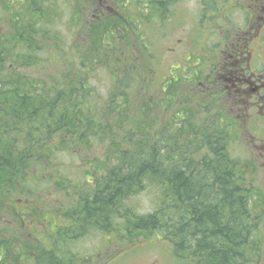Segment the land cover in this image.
Segmentation results:
<instances>
[{"label": "trees", "instance_id": "trees-1", "mask_svg": "<svg viewBox=\"0 0 264 264\" xmlns=\"http://www.w3.org/2000/svg\"><path fill=\"white\" fill-rule=\"evenodd\" d=\"M56 1L1 2L0 19L12 27L0 35L2 207L32 189L27 178L67 194L76 182L59 157L70 154L86 159L84 180L92 185L75 190L74 211L82 217L75 228L129 238L159 231L185 264H258L262 207L253 200L260 188L244 182V161L240 167L231 149L228 98L196 80L191 62L159 74L160 55L143 33L136 39L129 33L136 22L161 26L169 0H161L164 9L158 0H142L143 12L132 20L125 0H71L79 33L70 47L52 30L61 11ZM101 83L109 86L102 91ZM147 188L154 207L141 212L130 201ZM39 204L34 215L44 212ZM24 212L12 210L18 221ZM49 234L55 243L61 238L58 229Z\"/></svg>", "mask_w": 264, "mask_h": 264}, {"label": "rangeland", "instance_id": "rangeland-1", "mask_svg": "<svg viewBox=\"0 0 264 264\" xmlns=\"http://www.w3.org/2000/svg\"><path fill=\"white\" fill-rule=\"evenodd\" d=\"M99 1L102 2L103 0ZM125 1L128 4L125 12L126 17L131 20L138 19L143 12L142 0ZM132 1H139L140 8L137 4L130 5ZM150 1L143 0V3ZM1 2L2 0H0V17ZM158 2L163 8L161 0ZM219 2L221 3L222 0ZM24 3L25 1L22 3L17 1L18 6H23ZM56 3L58 4L57 10L59 6L61 11H57V19L53 21L52 30L62 36L60 42L63 47H70L75 36L77 37L76 33H79L78 25L73 21L70 13L73 10L70 5L71 0H57ZM104 4L107 5V2ZM109 6L117 14L124 12L123 9L117 7L115 9L116 5L113 3H110ZM167 12L168 14L164 19L165 26L162 29H159L155 22L152 25L146 22L142 23L141 27L139 26L140 22H136L135 24L139 27H134L133 24V29L131 28L129 33L134 39H136V35L143 33L146 37L145 42L150 44L155 55L157 53L160 55L162 61L158 65H161V68L159 69L157 66L159 74L169 72V69L178 63H184V67H187L190 62L192 63V70L190 71L194 72L195 69H198L194 65L197 58L204 55L209 62L212 53L210 49H214L215 52L216 48L213 43L217 36L222 33L220 30L213 31V27L222 24L223 20L227 18L221 16L212 20L211 17L204 16L201 12L200 0H169ZM162 13L157 10L155 16L161 17ZM230 17L231 19L225 22L227 27H234L235 24L241 25L244 22L243 16L237 12H234ZM161 21H163L162 17ZM41 24L44 26L46 21L41 22ZM10 30L12 31V27L7 20L0 19V35L4 37L10 33ZM226 35L227 33H224V37ZM10 38L13 37L10 36ZM143 54L140 53V55ZM204 70L205 72L208 71V69ZM198 72L202 74L201 71ZM108 86L104 83L100 84L102 91ZM241 130L245 131V134H240L237 127L231 128L230 146H232L234 155L239 158L240 167L244 161L242 166L248 178L244 182L246 184L248 181L254 182L260 188L257 192L258 196L253 201L256 202L257 206L262 207L259 212L260 216L262 215V221L259 222L261 229H259L258 234L262 236L263 245L261 244L260 258L258 254L257 259L259 260L258 264H264V157L258 155L260 160L255 159L256 153L250 151V147L247 145L250 141L249 128L245 126ZM238 135H243L242 138H245L246 144L238 142L240 140ZM59 160L66 163V168L69 171L67 174H71L70 178H73V183L76 182L74 190L70 189L67 194L66 192L63 194L60 189L57 190L56 185L52 182L27 178L26 184L34 189V192L38 190V194L32 192V189L28 193L23 191L20 197H14L15 201L12 203L10 200H6L8 207H2L1 202L0 264H53V260L55 264H185L177 257L171 243L164 239L159 231L129 238L113 236L112 230L106 231L105 228H103L104 230L94 226L83 229L74 228L73 224L78 223L79 219L82 218L79 210L74 211L76 208L74 204L78 203L77 196L79 195V192L75 190L86 189L90 191L92 187L91 184L87 183L90 180H84L87 177L84 172L88 163L86 159L70 156V154H62ZM152 191L151 188H147L137 196L132 197L130 202L138 205L141 212L150 211L154 207ZM252 196L254 197V194ZM38 203L43 207L44 212L34 215L32 213L35 209L34 205ZM11 204H15V208ZM19 209L29 212L24 214L25 224L18 221L17 216L12 214V210ZM59 225H62L60 230H70L68 233H63L60 240L55 243L49 233L59 229ZM54 250L58 254L53 256Z\"/></svg>", "mask_w": 264, "mask_h": 264}, {"label": "flooded vegetation", "instance_id": "flooded-vegetation-1", "mask_svg": "<svg viewBox=\"0 0 264 264\" xmlns=\"http://www.w3.org/2000/svg\"><path fill=\"white\" fill-rule=\"evenodd\" d=\"M219 1L200 0L204 16L212 20L221 16L227 19L213 27V31L222 33L213 43L215 52L210 49L209 62L206 56L194 62L197 71L202 72L196 80L202 77L206 89L218 97L228 98V107L235 119L233 127L243 134L245 131L241 128L247 126L248 144L262 149L258 153L264 157V0ZM234 12L242 15L244 22L227 27L225 22ZM224 33H227L225 37ZM239 141L246 142L245 138Z\"/></svg>", "mask_w": 264, "mask_h": 264}, {"label": "bare ground", "instance_id": "bare-ground-1", "mask_svg": "<svg viewBox=\"0 0 264 264\" xmlns=\"http://www.w3.org/2000/svg\"><path fill=\"white\" fill-rule=\"evenodd\" d=\"M207 132V131H206Z\"/></svg>", "mask_w": 264, "mask_h": 264}]
</instances>
